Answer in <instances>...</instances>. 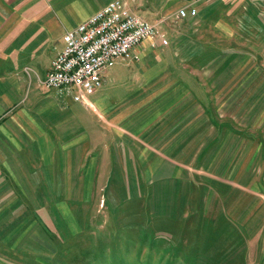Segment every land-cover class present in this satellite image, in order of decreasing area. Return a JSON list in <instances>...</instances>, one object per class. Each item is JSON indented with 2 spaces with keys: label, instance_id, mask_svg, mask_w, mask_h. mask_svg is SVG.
Returning <instances> with one entry per match:
<instances>
[{
  "label": "rangeland",
  "instance_id": "obj_1",
  "mask_svg": "<svg viewBox=\"0 0 264 264\" xmlns=\"http://www.w3.org/2000/svg\"><path fill=\"white\" fill-rule=\"evenodd\" d=\"M141 1L124 2L173 34L156 42L167 48L152 59L158 67L126 70L118 84L126 97L107 123L120 154L104 157L108 176L90 189L43 194L39 204L9 195L0 167V237L28 235L0 243V264H264V0H192L199 11L184 22L157 18ZM35 59L21 74L39 80ZM161 102L163 114L154 112ZM166 186L178 195L159 219L136 195ZM157 198V207L167 199Z\"/></svg>",
  "mask_w": 264,
  "mask_h": 264
},
{
  "label": "crops",
  "instance_id": "obj_2",
  "mask_svg": "<svg viewBox=\"0 0 264 264\" xmlns=\"http://www.w3.org/2000/svg\"><path fill=\"white\" fill-rule=\"evenodd\" d=\"M113 1L115 0H0V167L7 173L5 179L9 185L6 186L9 195L22 197L21 201H26L27 205L31 203L29 197H37L36 203L39 204L40 195L43 194L74 195L76 189H90L91 184L87 187L85 183L96 180L103 172L108 176L104 157L111 154L116 156L120 152H117L115 129L109 126L107 119H110V113L126 97H121L123 87L118 88V84L125 83L127 79V74L123 73L143 67L149 71L154 64L158 67L160 63L152 59L158 60L156 54L167 50L161 42L156 44L160 41L158 39L143 41L134 49L140 55V60H119L114 67L107 69L102 75V87L88 98L87 106L76 102L69 94L47 89L43 81L51 69L52 61L64 48L63 38L66 32L75 29ZM141 2L148 3L154 9L155 17L166 21L174 16L183 22L195 19L178 17L180 9H191L189 7L193 5L192 0ZM141 4L138 6L141 7ZM180 6L183 7L178 9ZM129 8L143 19L154 23L146 14L145 18L141 15L142 7H138V10L136 6ZM170 28L167 34L171 37L173 30ZM201 50L204 52V46ZM39 55L40 68H44L43 76L38 80L22 75L23 68L36 65L35 57ZM147 61L150 62L145 65ZM144 78L139 79L134 75L130 79L139 83ZM152 109L163 114L165 102L152 104ZM153 117V114L149 115L150 123L166 122L163 119L157 121ZM146 138L147 142L155 143L156 137L152 134V129ZM111 144L113 147L110 151ZM120 144L128 145V142L120 141ZM138 144L140 142L136 147ZM150 148L156 154V148ZM155 157L154 161L157 162L160 157ZM102 178L104 177L101 176ZM114 178L119 180L122 176L116 175ZM148 179L152 177L148 176ZM157 190L154 188L144 194H137L136 197L145 196L143 199L149 202V210L155 212L153 214L157 218L166 219L169 216L163 210L172 211V203L178 192L169 191L167 186L163 191ZM162 195L167 197L161 202L164 204L162 207L161 203L158 207L155 206L159 202L157 196ZM167 204L168 208L165 207ZM34 218H39L38 214ZM5 225L6 221L0 216V226L4 228ZM16 236L19 238L18 235H10L9 238L1 235L0 243L7 249L6 245L12 244L9 239L13 240ZM17 240L21 243L28 242V235L20 236ZM8 250L11 251V248Z\"/></svg>",
  "mask_w": 264,
  "mask_h": 264
},
{
  "label": "built area",
  "instance_id": "obj_3",
  "mask_svg": "<svg viewBox=\"0 0 264 264\" xmlns=\"http://www.w3.org/2000/svg\"><path fill=\"white\" fill-rule=\"evenodd\" d=\"M196 16V9L178 12L183 19ZM155 39L167 43L156 25L133 13L124 1L115 0L66 32L64 48L52 61L43 83L47 89L66 92L87 105L88 98L102 87L107 69L130 58L143 41Z\"/></svg>",
  "mask_w": 264,
  "mask_h": 264
}]
</instances>
